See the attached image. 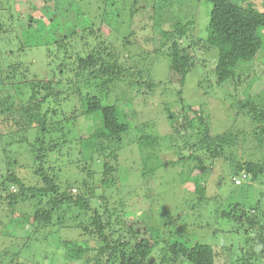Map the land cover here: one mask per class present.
Returning a JSON list of instances; mask_svg holds the SVG:
<instances>
[{
	"label": "trees",
	"instance_id": "1",
	"mask_svg": "<svg viewBox=\"0 0 264 264\" xmlns=\"http://www.w3.org/2000/svg\"><path fill=\"white\" fill-rule=\"evenodd\" d=\"M186 1L15 0L10 7L7 1L0 3V145H5L0 168V264L40 262V255L29 257L37 253V246L58 241L63 242L65 264H264V210L258 201L249 210L240 204L228 207L218 223L219 213L213 209L216 227L211 238L193 242L184 233L188 225L161 240L149 226L153 213L126 221L124 211L119 216L104 193H96L97 188L116 186L123 177L126 168L120 160L130 147L147 155L142 158L144 183L159 168H179L176 184L193 185L199 206L208 189L203 176L209 177L211 169L205 159L234 162L236 171L252 181L264 178L262 94L239 103L255 125L251 138L232 130L213 134L203 108L199 115L185 103L192 72L207 74L197 84L206 95L230 83L237 91L255 61L264 63V1L205 0L212 10L204 38L196 29L192 32L193 22L186 21ZM71 3L83 11L63 15V4ZM39 51L46 61L41 77L28 60ZM209 55L217 63L213 74L200 70L211 61ZM162 58L169 63L168 83L153 74ZM175 76L180 77L179 90L170 81ZM168 95L177 99L176 107L165 102ZM152 98L161 107L155 109ZM178 110L187 114L182 123ZM160 118L165 123H159ZM160 124L169 130L163 131ZM128 135L135 137L130 143L125 141ZM161 143L176 153L166 162L156 156ZM13 147L16 158L8 155ZM238 148H249L243 153L245 161L236 160ZM24 155L31 157L30 164L23 163ZM153 159L157 161L151 167ZM28 168L33 169L26 174L27 181L19 172ZM64 170L73 171L74 179H63ZM135 190L146 192L147 187ZM160 197L145 195L150 210L164 216ZM23 225L31 231L20 239L19 229H13ZM201 225L213 228L211 219ZM217 239L223 240L220 246ZM47 255L46 251L44 258Z\"/></svg>",
	"mask_w": 264,
	"mask_h": 264
},
{
	"label": "rangeland",
	"instance_id": "2",
	"mask_svg": "<svg viewBox=\"0 0 264 264\" xmlns=\"http://www.w3.org/2000/svg\"><path fill=\"white\" fill-rule=\"evenodd\" d=\"M7 1V4L6 2ZM15 0H0L1 4H6L10 7L14 3ZM197 0H187L184 4V12L187 14V20L191 23L193 22V26L190 29L195 30L198 37L204 38L207 33V25L209 23V16L212 10V5L207 3L205 0L198 1ZM240 4H246L252 0H234ZM264 0H254L255 4H262ZM180 7V6H179ZM4 8V7H3ZM7 8V7H6ZM83 11L82 6L76 3H71L69 5L63 4L62 7V14L64 15L66 12H72L73 10ZM178 9V8H177ZM183 9V6H181ZM6 10V9H4ZM167 13V12H166ZM166 13L163 16H166ZM14 20L16 18L15 13L13 11ZM176 15V14H175ZM56 16L51 18L54 20ZM59 17V16H58ZM177 17V16H176ZM61 18V16L59 17ZM70 16L67 17V22L74 26ZM174 20V18L172 19ZM170 20L164 21V25L170 24ZM3 24V23H1ZM7 25L5 21V26ZM13 25V24H11ZM14 25L17 26V22H14ZM167 28V27H166ZM217 57V51H213ZM196 57L201 55V48L196 49L195 51ZM205 63L203 68L200 67L201 71H206L208 73L213 74L217 63L212 61ZM11 57V56H10ZM204 58H207V54H203ZM199 58V57H198ZM201 58V57H200ZM202 58V59H204ZM217 59V58H216ZM28 60L32 64V70L34 73H37L41 77L46 71V61L45 55L43 52H36L31 53L28 56ZM213 62V64H212ZM196 63H198V59H196ZM169 68V63L167 60L163 58L160 59L156 63V69H154L153 74L156 75V78L164 80L168 83L167 79V72ZM200 71V72H201ZM250 74H244L241 78L240 85L235 90V84L230 83L224 86L221 89H215L214 93H206V95H201L198 89V81L205 80L207 74L200 75L196 71L193 74V77L187 81L185 85V92L187 91V95L190 96L187 101L185 100L186 104H191L194 111L200 115V112L203 108L207 123H210L211 129L213 130V134H222L225 131L232 130L234 132L240 131L242 135H245L247 138L252 137V132L255 128V125L251 122V115L249 113H244L242 110L239 109V103L242 102L246 98L254 97L256 94H262L264 96V63L257 60L255 61L254 65L251 67ZM254 73V74H253ZM173 77V75H171ZM47 77H42L41 79H45ZM174 81L173 88L175 90L180 89V84L178 83L180 77H174L170 79V81ZM206 84V83H205ZM208 87V85H207ZM206 91H211V88L207 89ZM24 88V87H23ZM27 88V87H26ZM25 88V89H26ZM164 89H161L162 92ZM165 92H168L167 90ZM229 93V95H228ZM162 95L159 93L157 95ZM231 94V95H230ZM228 95V96H227ZM223 96V97H222ZM227 96V99H224ZM150 101L156 104L155 109L161 107L159 101L155 98L150 99ZM177 99L172 96H165V102L175 105L176 107ZM204 106V107H202ZM178 108V107H177ZM176 108V110H177ZM192 109V110H193ZM139 110V109H138ZM178 114L176 113L177 117H179V121L182 123L186 118V113H180L178 110ZM204 115V114H203ZM165 121L166 116L164 115ZM159 123H165L162 121V118L158 120ZM137 124V122H136ZM162 126V130H169L168 126ZM85 127V126H84ZM85 129V128H84ZM168 132V131H167ZM163 137V134L161 135ZM133 135H128L125 139L126 142L130 143L134 140ZM133 139V140H132ZM249 140V139H248ZM3 142L0 145V168H2L3 162V153L2 150L5 148ZM7 146V145H6ZM132 146V145H131ZM16 147H13L12 150H8V155L11 157H18L19 154L15 152ZM131 149L135 152L134 154L131 153ZM242 151V148H238L236 151L237 154V161L243 160L245 161V157L243 158V153L248 152ZM175 150L172 147H169L167 144L161 143V148L156 152V156L160 158L161 162H166L172 157H174ZM252 152V151H251ZM152 154V153H150ZM147 155L142 154L139 155V152L135 147L127 149L121 157V163L123 167L126 168V172L122 178H118L116 186L103 190V187L96 189L97 195L104 193V196L110 200L112 210L114 212L119 213V216L122 215L123 211L126 213L127 217H125L126 221H129L127 218H133L134 220H140L144 218L143 216L151 215L152 213L154 216L149 219L150 227L153 229L155 236H159L161 240L169 239L171 237V232L178 230L180 227L187 225L190 229L184 230L186 236H188L193 242L202 240L203 242H208V239L211 238V234L214 231L215 221L213 220V209L218 211L219 214L215 220L217 221L219 215L222 212L228 210V207H233L236 204L242 205L245 209L249 210L253 205L256 204V201L260 202L261 209L264 210V178L260 179V181H252L251 176L246 175L245 173H238L236 171V167L234 162L231 161H224L221 159H214L213 161H209L205 159L206 167L210 169L209 177L203 176L205 186L207 189L206 200L199 206L194 198L195 193L193 192V185L182 187L178 182L177 171L179 168L174 169V167H162L159 168L157 171L153 172L151 176H149L148 183H144L145 180L142 177V158L144 159ZM175 159V158H173ZM23 163L30 164L31 157L23 156ZM157 159H153L151 161L150 166L152 167L154 163H156ZM127 164V165H126ZM127 166V167H126ZM33 168H28V170H20L21 177L25 178L27 181V176L30 171L32 172ZM73 169V168H71ZM208 170V169H207ZM213 171V172H212ZM195 175H199V173H195ZM60 176L63 179L73 180L74 179V172L69 170L61 171ZM30 181H35L33 178ZM179 183V182H178ZM146 185L147 191L140 192L135 190L136 187L140 185ZM106 188V187H104ZM138 189V188H137ZM135 190V191H134ZM75 189H73L72 193H75ZM147 193V194H146ZM145 195L147 196H161V202L158 203L159 199L156 198L153 202L158 206H162L161 208L164 209V216H162L159 211L150 210L151 204L148 200L145 199ZM174 198V199H172ZM123 202L124 208L121 204ZM229 205V206H228ZM116 209V210H115ZM150 210V211H149ZM161 211V210H160ZM202 216L203 220L201 223L203 225H207L208 220H212L213 228H203L201 223L198 222L199 217ZM146 218V217H145ZM115 219V218H114ZM208 219V220H207ZM136 225L140 228H144V225H140L139 223L135 222ZM218 223V221H217ZM23 227V228H22ZM13 231L17 230V235L20 239L25 237L28 232L31 231V227L28 226H21L20 228L15 226ZM22 228V229H21ZM194 230H193V229ZM22 231V232H21ZM200 233V235H196ZM220 240L223 242L222 239H217L216 245L220 246ZM58 241V240H56ZM39 245V244H38ZM0 242V247H1ZM43 245L37 246L35 254L29 256H39L38 258L40 262H35L31 260L30 264H65V249L63 246L62 241L54 242L53 245H47V247H42ZM48 248V250H47ZM35 251V248L33 249ZM48 255L44 258L43 255ZM55 256V257H54ZM54 257L53 260L55 263L51 261V258ZM61 262V263H60Z\"/></svg>",
	"mask_w": 264,
	"mask_h": 264
}]
</instances>
